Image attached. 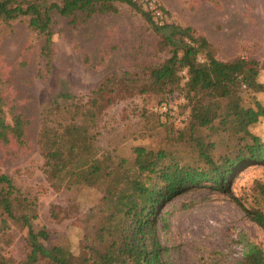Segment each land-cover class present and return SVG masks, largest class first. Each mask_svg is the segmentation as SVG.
Returning <instances> with one entry per match:
<instances>
[{
  "label": "trees",
  "instance_id": "trees-1",
  "mask_svg": "<svg viewBox=\"0 0 264 264\" xmlns=\"http://www.w3.org/2000/svg\"><path fill=\"white\" fill-rule=\"evenodd\" d=\"M141 1L0 0V24L10 26L25 20L42 41L40 55L47 70L54 55L58 20H66L76 29L93 16L116 13L118 4H126L150 23L160 37L158 49L171 55L162 65L146 69L144 79L154 75L149 86L139 88L141 75L137 72L111 74L87 96L58 94L41 113L37 149L50 188L68 193L74 203L84 191H94L101 198L88 209L76 252L62 245L48 249L43 242L50 233L35 224L38 215L32 208L23 210L12 179L0 172L2 231L8 230L7 221L27 231L29 252L20 264H167L164 256L168 249L156 236L160 208L193 188L209 185L228 192L237 170L264 165V138L250 131L264 118V105L252 97V105L245 106L242 97L243 92L252 96L264 92L260 74L264 64L242 57L220 61L217 48L206 37L191 27L170 22L156 25ZM152 92L164 93L157 105L184 100L181 126L164 123L151 111L144 116L146 123L153 118L164 136L156 148L136 143L129 147L128 155H124L128 148H100V121L107 110L119 101ZM6 106L5 81L0 73V142L24 146L29 121L13 108L6 111ZM210 133L234 141L229 152L216 157L213 151L218 139L210 140ZM255 189L264 202V184H256ZM232 199L264 232V210L246 208ZM6 262L0 258V264ZM202 264L225 263L204 260ZM236 264H264V247L248 243Z\"/></svg>",
  "mask_w": 264,
  "mask_h": 264
},
{
  "label": "rangeland",
  "instance_id": "rangeland-1",
  "mask_svg": "<svg viewBox=\"0 0 264 264\" xmlns=\"http://www.w3.org/2000/svg\"><path fill=\"white\" fill-rule=\"evenodd\" d=\"M153 1L166 11L167 22L191 27L206 37L217 48L220 61L242 57L264 64V0ZM117 9L113 14L93 16L76 29L69 27L66 20H58L49 70L40 55L42 41L25 20L10 26L0 24L5 109L13 108L29 121L24 146L0 142V172L12 179L23 210L32 208L38 215L35 224L50 233L43 242L48 249L62 245L76 252L88 209L99 203L101 197L94 191H84L74 203L68 193L50 188L37 149L41 113L58 94L87 96L111 74L137 72L141 75L139 88L149 86L154 75L144 79L146 69L162 65L171 56L168 50L158 49L160 37L139 13L126 4H118ZM260 74L264 81V69ZM163 96L162 92L138 94L112 105L101 118L98 146L128 148L124 155L136 143H149L156 148L164 137L163 129L153 118L146 123L144 116L154 112ZM242 97L245 106L252 105V97L264 105V92L254 96L243 92ZM142 109L147 113L143 114ZM185 112L188 118V109ZM250 131L264 138V118ZM217 136H209L215 142L218 139L213 151L216 157L229 152L228 147L234 143L227 138L222 140L224 135ZM259 183L264 184V165L243 167L231 177L228 192L207 185L187 190L164 204L159 210L156 236L162 247L168 249L166 263L202 264L204 260H218L236 264L248 243L264 247V232L232 199L246 208L264 210V202L255 189ZM7 222L8 230L2 231L0 226V258L7 260L5 264H20L29 252L27 231Z\"/></svg>",
  "mask_w": 264,
  "mask_h": 264
},
{
  "label": "built area",
  "instance_id": "built-area-1",
  "mask_svg": "<svg viewBox=\"0 0 264 264\" xmlns=\"http://www.w3.org/2000/svg\"><path fill=\"white\" fill-rule=\"evenodd\" d=\"M143 9L148 11L153 17L154 22L158 26H162L167 22L166 16L162 11L155 5L153 0H143L141 1ZM184 100L174 99L171 103H163L161 105L154 107V112L162 117L164 123H171L175 126H181L182 122L185 120V115L181 112V106Z\"/></svg>",
  "mask_w": 264,
  "mask_h": 264
},
{
  "label": "crops",
  "instance_id": "crops-1",
  "mask_svg": "<svg viewBox=\"0 0 264 264\" xmlns=\"http://www.w3.org/2000/svg\"><path fill=\"white\" fill-rule=\"evenodd\" d=\"M209 42V41H208ZM211 44V43H210ZM232 61V60H231ZM229 62V61H228Z\"/></svg>",
  "mask_w": 264,
  "mask_h": 264
}]
</instances>
